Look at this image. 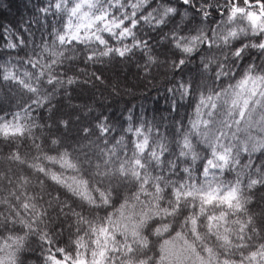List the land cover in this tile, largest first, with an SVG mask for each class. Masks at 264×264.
Listing matches in <instances>:
<instances>
[{
  "label": "clouds",
  "instance_id": "1",
  "mask_svg": "<svg viewBox=\"0 0 264 264\" xmlns=\"http://www.w3.org/2000/svg\"><path fill=\"white\" fill-rule=\"evenodd\" d=\"M217 4L218 0L201 2L196 9L199 17L188 14L197 25L200 43L185 52L183 44L192 35H184L185 41L177 46L182 35L170 27L174 14L159 23L166 8L177 11V7L162 0H115L113 7L119 14L112 21L127 23V29L98 28L94 46L84 49L83 55L67 57L82 60L88 65L87 75L95 77L87 81L95 93L81 98L87 119L78 138L70 142L44 132L45 123H41L52 92L65 80V86L77 80L74 74L61 79L64 53L52 58L42 48L25 61L23 77L14 81L21 95L0 99V120L26 109L36 112L39 120L34 117L22 125L21 136L15 140L18 146L27 140L36 155L33 162H26L13 150L8 159L17 165L0 169V264H51L49 257L54 253L64 257L62 264H79L87 253L86 264H90L96 222L103 225L121 209L131 214L113 220V236L122 239H113L115 251L107 250L106 264H163L160 243L177 234L191 242L205 264H247L252 252L245 237L264 247V226H258L264 220V208L252 211L255 197L248 196L247 206L239 211L212 205L203 214L199 199L177 197L189 178L193 185L198 178L205 183L204 169L214 152L229 149L231 156V167L220 170L218 185L242 180L243 171L253 164L257 169L264 165V152L253 155L250 151L245 157L247 136L240 135L244 132L240 125L249 117L241 121L240 108L233 105L238 93L248 95L239 88L246 77L259 78L264 85V51L253 46L257 40L264 41V34L253 35L249 27L247 34L254 39L247 40L241 31L236 39L225 41L228 32L240 23L247 25V20L237 16L230 21L229 5L226 12L218 9L219 15L210 11ZM108 11L105 5L101 15ZM237 49H242L239 56ZM110 54L106 64L93 67L101 64L99 57ZM78 70L86 71L83 66ZM261 93L264 86L248 108L258 123L264 120ZM68 124L60 118L56 128L66 129ZM253 129L264 135L261 128ZM0 139L8 137L0 135ZM120 149H126L123 155ZM237 166L240 171L233 174ZM222 214L223 221H215L210 228L208 217Z\"/></svg>",
  "mask_w": 264,
  "mask_h": 264
},
{
  "label": "trees",
  "instance_id": "2",
  "mask_svg": "<svg viewBox=\"0 0 264 264\" xmlns=\"http://www.w3.org/2000/svg\"><path fill=\"white\" fill-rule=\"evenodd\" d=\"M249 1L252 2L256 0ZM257 1L264 3V0ZM57 2L58 0H0V72L11 71L14 75V79L10 80L0 78V99H15L21 95L20 85L14 83V81L17 76L23 77L28 67L25 65V61L29 59V57H35L36 53L45 47L49 49L47 54L52 58H54L55 54L63 52L64 56L61 57V60L65 62L63 63L64 75L61 76V79L64 80V77L68 74H74L77 80L75 84L67 86H65V80L55 92H52V96L44 106L48 109V111L45 112V121H41V123H45L44 132L49 135H60L62 142H70L78 138L79 131L85 119H87L84 117L86 105L81 103V98H86L89 94L95 93V89L87 82L89 80H94L95 77H89L87 75L88 65H84L82 60L67 59V57H74L77 52L83 55L84 49L94 46L93 42L97 29L105 27V22L101 21H96L89 26L88 20L82 18V14L86 13L88 18L95 21V18L101 15L104 6L107 5L109 11L106 15V20L112 21L113 16L119 14V9L113 7L115 0H112V3H109V0H93V7L90 8L87 4H84L80 12L77 13L76 16H72L71 9L79 0H63L59 10L56 8ZM123 2L126 3V0H123ZM162 2L167 6L177 7V11L174 14V23L170 26L173 31L178 29L177 34L182 36L198 34L197 25L193 23V18L188 15L189 13H195V16L199 17L200 14L196 12L194 8L182 5L181 0H162ZM193 2L196 7H199L201 2L208 3V0H193ZM236 2H238V0H218L217 9H210V11L219 15L218 9L226 12L228 9L225 8V5L232 6ZM247 9H249V7H247ZM159 10L161 12L163 11V9ZM124 11L127 13L130 9H125ZM70 17L71 27H69ZM78 25L79 27H77ZM249 27L250 25L248 22L247 25L240 23L236 30L239 31L240 28H244L246 39L252 40L254 36L247 34ZM210 31L211 29H209V32ZM73 34H75V38H73ZM60 35L65 36L63 43L58 40V36ZM153 38L158 39V37L155 36ZM10 42L16 45L15 49H9L8 44ZM110 58L111 54L109 57H99L101 64L93 65V67H102ZM80 66H83L86 71H79L78 68ZM122 70L123 69H121V71ZM57 74L60 75L59 72ZM97 86L100 88L103 87L98 85V82ZM48 91L51 92L52 89L49 88ZM14 93L15 96L13 95ZM44 95H47V92H45ZM76 116H80L81 119L77 120ZM34 117L39 120V117L36 116V112L31 109H26L23 113H17L16 115H5L3 120H0V124H3L4 121H9L8 124L19 126L22 132L21 126L31 123ZM60 118L69 121L66 129L57 130L56 125ZM49 124L51 127H49ZM37 131H39V129H37ZM20 136L21 133L6 136L8 137L7 140L0 139V169L17 165V161L8 159L9 156L13 155V150H15L16 155L20 159L26 162L34 161L36 153H34L31 148L27 147L29 143L27 140H24L19 146L15 143V140ZM45 139H47V137H45ZM117 147L119 148V146ZM124 151H126V149H120V154L123 155ZM250 151L255 155L257 152H264V149L253 151L252 147L248 145V151H244L246 158ZM234 154L233 152V155ZM124 158L125 160L128 159L127 156ZM177 162L179 163V161ZM129 165H131L130 161ZM19 167L24 168V165L21 164ZM189 168L191 171L192 166L189 165ZM232 171L233 174L235 171H240L239 166ZM262 173H264V165H260L259 169H257L256 164H253L252 167L243 171V178L240 185L241 202L244 207L247 206V197L253 196L256 199V203L252 205L251 208L252 211L257 212L264 208V188L256 186L254 189H250L248 184L249 178L258 180L264 178ZM161 175H163V172H161ZM220 175V169L209 168L205 183L202 185L198 178L195 186L205 192L210 188L219 187L222 190L221 193H223L235 185L237 180L227 185H218L216 179L220 177ZM157 183L160 182L157 181ZM180 183H184V181H180ZM176 186L179 188V185ZM192 186V180L189 178L185 187L180 190V193L191 191ZM223 207L228 209L227 206ZM124 214L130 215L131 213L130 211L121 209L115 216L109 217L108 221L103 225H101L99 221L96 222L95 228L98 234L93 241L95 250L91 253L93 259L90 263L94 260L96 264H106V259L109 257V252L107 250L113 248V251H115L112 244L113 239H122L119 235L113 236V232L116 229V224L113 223V220H122ZM258 226H264V220H259ZM173 237L180 241H184L187 246L191 245V242L184 237L183 239H179L177 235ZM173 237H171V239ZM167 239L169 238L162 239L159 249V255L163 264H165V262L162 256V250L164 241ZM253 240H255V237H253ZM245 243L248 245V249L251 252L260 250L258 247L259 241L253 243L252 240H248V238L245 237ZM85 247H87V245H85ZM190 250L205 262L204 257L201 256L192 245ZM241 251H243V249H241ZM86 255L87 253H85V256ZM54 256L58 258L59 264H62L64 257L59 253H54ZM85 256L80 257L79 264H86ZM233 258L239 259V257ZM247 264H250V262L247 261Z\"/></svg>",
  "mask_w": 264,
  "mask_h": 264
},
{
  "label": "snow or ice",
  "instance_id": "3",
  "mask_svg": "<svg viewBox=\"0 0 264 264\" xmlns=\"http://www.w3.org/2000/svg\"><path fill=\"white\" fill-rule=\"evenodd\" d=\"M63 0H58L56 4V8L59 10L61 3ZM182 5L194 8L195 11L198 7L194 4L193 0H181ZM84 4H87L88 7H93V0H79V2L75 3V6L71 9L72 16H76L77 13L80 12V9L84 6ZM243 5V6H242ZM247 7H253L252 5H249V0H238V2L234 3L232 7L230 8V21L234 20L237 16H243L246 18L248 24L250 25L252 29L253 35H259L264 34V3H258L255 7L259 8V11H247ZM159 11V9H158ZM176 10L173 8H166L162 12V18L159 21V23H163V20L168 17L169 14H175ZM106 15L103 14L100 16H97L95 18V21L87 17V14H82V18H86L88 20L89 26L91 24L95 23L96 21L105 22V28L109 31H111L112 28L116 29H127V23L120 21H107ZM69 27H71V17L69 19ZM79 27V25L77 26ZM135 27V25H133ZM241 31H245L244 29H240L239 31L233 30L228 32L227 36L224 37L225 41H227L229 38L236 39ZM122 36L125 34L124 31H121L120 33ZM73 38H75V34H73ZM58 40L63 43L65 40L64 35L58 36ZM185 41V38L183 36L180 37V40L177 41V46H181V42ZM200 43L199 34L192 35L190 41L185 42L183 44V51L185 52H192L194 50V47ZM209 45H211V40L208 41ZM254 47H258L261 51H264V41L257 40L254 45ZM9 49H15L16 45L13 43L8 44ZM45 51L48 52L49 49L45 47ZM119 52V55L123 56L124 52L117 50ZM242 52V49H237L236 55L239 56ZM0 78L4 80H10L14 79V75L11 71L6 72H0ZM261 86H264L261 84L259 78L254 77H246L244 80L240 82L239 88L241 89V92L246 91L248 93L247 97H243L241 94H237L236 98L233 100L234 106H239L240 108V115L243 117L247 115L249 119L244 122V128L243 131L247 136V139L244 141V151H248V145L249 143H252V150H260L264 149V138H261L259 140H256L255 137L251 135V133L248 132L249 128L257 127L261 128L262 131H264V120L260 121L259 123L254 119L252 113L248 112V108L250 105V102L253 97H255L258 93V90ZM262 96H264V93H261ZM260 101H257V104H259ZM239 123V121L237 122ZM21 129L19 126H13L10 124H0V135L8 136V135H14V134H20ZM141 150H143V146H140ZM185 147H188L187 141H185ZM230 150L225 149L222 152L213 153V159H209L207 161V167L204 169V175H208V169L209 168H220L222 171L224 167L230 166ZM196 158L195 156L193 157ZM264 179V178H262ZM262 179H253L249 178V184L248 187L250 189H254L256 186H259L261 188H264V183H262ZM240 185L241 180L238 178L235 185L230 187L227 191H224L221 195V188H210L208 191H202L200 188H197L195 185L192 186L191 191L180 193L177 192L178 199L183 196V198H198L201 201V214H203L206 211V206H227L228 209H234L236 211L241 210L244 205L241 202V196H240ZM224 216L223 214L219 217L217 216H209L208 222L210 228L214 224L215 221H223ZM196 221L195 219L192 220V224L195 225ZM164 231H167V226H165ZM177 237L179 239H183V237L180 234H177ZM190 248L191 245H188ZM248 261L250 264H264V247H261L259 251H253L248 256ZM49 260L51 261V264H59L58 258L53 256L49 257ZM203 264V262H202Z\"/></svg>",
  "mask_w": 264,
  "mask_h": 264
},
{
  "label": "rangeland",
  "instance_id": "4",
  "mask_svg": "<svg viewBox=\"0 0 264 264\" xmlns=\"http://www.w3.org/2000/svg\"><path fill=\"white\" fill-rule=\"evenodd\" d=\"M258 3H261L260 1H249V5H252L253 7H249L247 11H253L255 9L256 11H259L258 7H255L258 5ZM246 116V115H245ZM245 116H241V121H243ZM240 127H244V124L241 123ZM248 132L251 133L253 137H255L256 140H259L261 138H264V135H261L254 131L253 128H249ZM229 134H231V129L229 130ZM241 136L246 135L244 132L240 133ZM227 142V141H225ZM249 146L252 147V143H249ZM125 214L122 217V220L124 219ZM162 256L164 258L165 264H205L203 260L198 258L186 245L184 241H180L177 238H169L164 241L163 244V250H162ZM90 264H96V261H92Z\"/></svg>",
  "mask_w": 264,
  "mask_h": 264
}]
</instances>
